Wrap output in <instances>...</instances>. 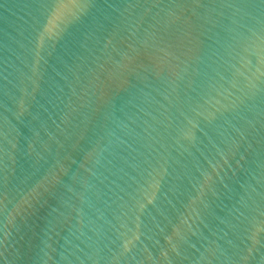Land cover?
<instances>
[{
	"label": "water",
	"instance_id": "water-1",
	"mask_svg": "<svg viewBox=\"0 0 264 264\" xmlns=\"http://www.w3.org/2000/svg\"><path fill=\"white\" fill-rule=\"evenodd\" d=\"M0 264H264V0H0Z\"/></svg>",
	"mask_w": 264,
	"mask_h": 264
}]
</instances>
